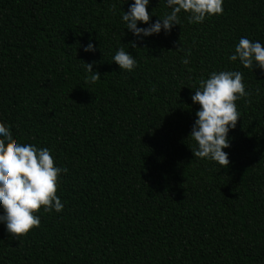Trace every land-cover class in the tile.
<instances>
[{
  "label": "trees",
  "instance_id": "1",
  "mask_svg": "<svg viewBox=\"0 0 264 264\" xmlns=\"http://www.w3.org/2000/svg\"><path fill=\"white\" fill-rule=\"evenodd\" d=\"M129 3L0 0V122L67 168L60 212L41 208L23 236L0 223V264H264V71L228 60L241 36L264 47V0H223L203 23L182 11L136 48L121 21ZM146 11L151 22L170 9ZM117 48L132 72L112 61ZM220 70L242 72L249 92L225 167L194 157L189 135L191 94Z\"/></svg>",
  "mask_w": 264,
  "mask_h": 264
},
{
  "label": "clouds",
  "instance_id": "2",
  "mask_svg": "<svg viewBox=\"0 0 264 264\" xmlns=\"http://www.w3.org/2000/svg\"><path fill=\"white\" fill-rule=\"evenodd\" d=\"M149 2L131 0L127 11L121 10L124 28L135 38L129 42L132 48H136V41L159 34L161 30L167 33L178 25V14L182 11L187 14L189 23H203L207 18L223 13V0H165L170 11L150 22L153 14L146 11ZM138 22L144 26H137ZM82 50L90 53L96 49L89 40ZM228 60H238L244 68L264 71V47L259 40L241 36ZM112 61L119 70L126 72H132L137 65L133 55L123 48L115 50ZM182 62H189L187 56ZM84 67L90 82L100 78L92 63H84ZM248 96L243 73L238 70L212 71L207 78L200 79L190 97L194 104L199 105L189 133L197 145L191 149L194 157L214 161L218 167L229 164L228 153L223 149L229 147L227 134L235 128L240 116L235 102ZM66 172L67 168L54 164L48 147L38 148L34 144L16 141L8 125L0 122V223L9 234L23 236L31 228L38 227L40 216L36 213L41 208L44 212L62 210L63 204L56 190L60 174Z\"/></svg>",
  "mask_w": 264,
  "mask_h": 264
}]
</instances>
